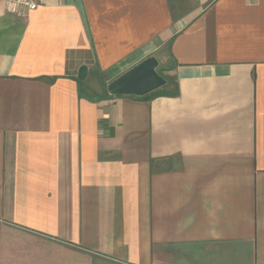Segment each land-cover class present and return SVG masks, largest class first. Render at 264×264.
Here are the masks:
<instances>
[{"label":"crops","instance_id":"0c3cea01","mask_svg":"<svg viewBox=\"0 0 264 264\" xmlns=\"http://www.w3.org/2000/svg\"><path fill=\"white\" fill-rule=\"evenodd\" d=\"M81 1L0 0V264H264V0Z\"/></svg>","mask_w":264,"mask_h":264},{"label":"water","instance_id":"95a60500","mask_svg":"<svg viewBox=\"0 0 264 264\" xmlns=\"http://www.w3.org/2000/svg\"><path fill=\"white\" fill-rule=\"evenodd\" d=\"M76 6L81 12L86 30L88 27L81 0H75ZM158 61L154 56L148 57L119 77L113 79L107 86L108 92L113 95H135L143 96L165 84V78L161 76L156 68ZM87 75V67L81 66L77 78L81 81Z\"/></svg>","mask_w":264,"mask_h":264},{"label":"rangeland","instance_id":"374dc122","mask_svg":"<svg viewBox=\"0 0 264 264\" xmlns=\"http://www.w3.org/2000/svg\"><path fill=\"white\" fill-rule=\"evenodd\" d=\"M177 3V7H178V17L179 19L184 17L186 14L190 13L188 12L189 10H194V0H175ZM162 51L159 52V56L160 58H162ZM163 55H167V47L164 48L163 50ZM103 76H91L88 79H84V81L86 80V84L88 82L89 85H91L92 87H94L97 91H101L103 90L104 87V80H103ZM83 81V82H84ZM91 83V84H90Z\"/></svg>","mask_w":264,"mask_h":264},{"label":"built area","instance_id":"2783aa9c","mask_svg":"<svg viewBox=\"0 0 264 264\" xmlns=\"http://www.w3.org/2000/svg\"><path fill=\"white\" fill-rule=\"evenodd\" d=\"M37 0H6V11L20 18H25L30 12L37 9Z\"/></svg>","mask_w":264,"mask_h":264},{"label":"trees","instance_id":"16d2710c","mask_svg":"<svg viewBox=\"0 0 264 264\" xmlns=\"http://www.w3.org/2000/svg\"><path fill=\"white\" fill-rule=\"evenodd\" d=\"M163 93H165V92H163ZM167 94H172L171 92H166Z\"/></svg>","mask_w":264,"mask_h":264}]
</instances>
